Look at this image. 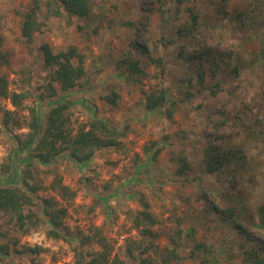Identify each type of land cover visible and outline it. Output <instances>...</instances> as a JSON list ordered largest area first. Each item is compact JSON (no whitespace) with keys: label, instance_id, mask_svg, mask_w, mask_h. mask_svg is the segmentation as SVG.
<instances>
[{"label":"rangeland","instance_id":"rangeland-1","mask_svg":"<svg viewBox=\"0 0 264 264\" xmlns=\"http://www.w3.org/2000/svg\"><path fill=\"white\" fill-rule=\"evenodd\" d=\"M30 1L0 0V77H7L8 91L28 92L29 103L43 118L58 97H40L50 72L40 46L48 43L58 52L77 45L86 55V73L60 97L73 100L68 110L73 132L96 116L126 133L118 136L117 145L98 149L84 162L62 155L52 165L33 163L34 177L43 185L34 194L42 220L25 233L15 222L0 219V232L7 233L0 235V243L10 244L0 264H75L76 248L87 260V253L98 246L82 244L81 233L93 225L102 228L124 264L133 262L127 252L133 241L141 245L134 250L135 261L149 257L153 264H163L162 255L174 247L170 236L182 256L174 264H201V254L192 256L197 242L221 256L217 264H243L240 243L248 240L241 231L264 242V0H192L182 5L165 0L159 12L151 8L152 0H91L87 18L54 16L42 0L43 28L28 50L22 45L21 26ZM189 9L198 15V25L187 41L179 38L177 28L190 20ZM149 55L162 63L152 62ZM125 59H138L141 70L132 74ZM200 61L216 67L214 81L221 85L216 95L210 90L214 81L198 85L193 77ZM162 86L169 102L147 108L148 93ZM114 91L119 94L116 105L104 99ZM171 106L174 114L168 117ZM2 108L14 110L22 124L13 126L14 133L28 131L26 109H15L0 96ZM235 115L241 117L240 126L231 120ZM208 141L234 149L246 162L234 158L221 173H206L205 158L194 145ZM15 146L12 134L0 131V164L12 158L16 165L13 173H0L5 184L32 161L25 152L15 153ZM181 156L196 165L194 174L178 173ZM56 175L76 192L58 227L61 237L50 231L53 225L41 206L44 198L66 204L51 188ZM208 196L223 208L231 207L236 223L213 210ZM145 202L157 218L153 229L161 232L155 239L143 237L132 221ZM151 240L153 245L143 252Z\"/></svg>","mask_w":264,"mask_h":264},{"label":"trees","instance_id":"trees-1","mask_svg":"<svg viewBox=\"0 0 264 264\" xmlns=\"http://www.w3.org/2000/svg\"><path fill=\"white\" fill-rule=\"evenodd\" d=\"M186 1L192 0H176L178 5H182ZM165 0H152L151 8L162 10V6ZM49 13L54 16L72 18L74 16L87 18L92 12L91 0H47L46 5ZM42 9V0H31L29 7L23 14L21 33L23 37L22 45L28 50L32 49V43L34 36L43 28V22L40 19V12ZM190 20L180 25L177 28V34L179 38L183 40L186 38L190 41L194 36L195 26L198 25V15L195 14L193 9H189ZM186 42L181 45L185 47ZM43 53L45 66L50 68L48 81L43 87V93L40 97H58L54 105L52 104L45 115H42L39 109L35 105L29 103L30 94L28 92H12L8 91L7 77H0V96L8 98L15 109L23 108L28 112V118L26 127L28 131L26 133H14L13 126L21 127V122L18 121L14 115V110L0 109V131L11 133L16 140L15 153L25 152L26 156L31 157L32 161L24 162L22 174L12 177L10 183H2L0 180V219L5 220L11 224L15 222L19 230L25 233H31L34 229L40 226L42 217L38 213V203L35 200L34 194L42 188V182L34 177L33 163L38 161L44 165L54 164L62 155H68L78 162H84L91 159L95 152L100 148L115 146L118 144V136L123 135L126 131H119L117 126L111 124L108 120L93 116L88 123H81L78 130L73 132L71 123V116L68 112L73 100L61 99V94L75 88L80 79L84 77L86 73L85 62L86 55L77 46L71 45L65 50L58 52L53 51L52 47L48 43H44L40 46ZM205 53L200 51L197 53L202 57ZM4 59V55H0ZM150 56V55H149ZM196 55H191V59ZM151 61L162 63V59L157 61L156 58L150 56ZM213 63L216 62V58L213 59ZM123 63H127L128 69L132 74L138 73L141 69L139 66V60L125 59ZM194 74V73H193ZM217 70L215 68L205 67L204 63L200 61L193 76L198 85L205 84L208 80L213 82L216 78ZM191 80V79H190ZM193 81V79L191 80ZM220 83L214 81V84L210 86L211 93L216 95L220 91ZM119 94L112 92L110 95L104 97V99L112 105L117 104ZM147 108L153 109L156 107H163L169 102V96L165 88L159 87L153 93L147 95ZM173 104V103H172ZM175 107L171 106L167 108L168 117H172ZM229 118V116H228ZM240 116L235 115L231 118L232 122L236 125L240 122ZM240 126V124H239ZM198 151L201 152L205 158L206 167L205 172L208 174H219L221 168L224 165L231 164L234 158H239L246 162L243 158L244 155L236 157L234 149L225 147L220 149L218 146H214L209 141L197 143L194 145ZM158 152L156 151L155 154ZM186 157H179L180 165L178 167V173L181 175L187 174V176L196 171L195 166L186 161ZM238 162V161H237ZM14 160L11 158L4 164H0V173L8 174L13 173L15 170ZM38 170V169H37ZM1 176V175H0ZM55 182L51 188L57 190L62 198V201H66L65 205L59 206L58 201H52L49 198H44L41 203L42 210L49 218V223L53 225V229L50 231L56 236L61 237L58 232V227L64 222V218L67 216L68 206L71 205L72 200L76 196V192L72 190L68 185L63 184L62 176L56 175ZM212 202L213 210L218 213L224 212L227 214V222L231 224L236 223L235 213L231 207H221L214 197H207ZM221 216V215H220ZM224 217V216H222ZM132 221L137 228L140 229V233L143 237L157 238L161 232L156 233L153 226L157 222V218L149 210V203H144V208L136 211L132 216ZM246 234L245 243L243 239L240 243V250L243 251V264H264V242L258 238L250 235L245 230L241 231ZM7 233L0 232V235L6 236ZM81 242L96 243L97 250L89 251L87 253L88 259L82 258V254L79 253V248H76L77 259L75 264H124V260L120 255L114 252V247L103 234L102 228L93 225L89 229H83L81 233ZM171 242L174 244L169 252L162 255L163 264H174L173 259L180 260L182 256L178 251L177 241L174 236H170ZM140 241H133L127 245L128 255L133 259L131 264H153L149 257H143L139 261L136 260L134 250L141 245ZM181 243V241H178ZM153 245L151 240L145 245L144 251L147 252L148 248ZM196 250L192 252V256L201 254V264H217L220 262V255L207 246L205 242H197L195 246ZM29 250L36 251L35 248H28ZM198 250V252H197ZM10 253V244L0 243V257L4 254Z\"/></svg>","mask_w":264,"mask_h":264}]
</instances>
